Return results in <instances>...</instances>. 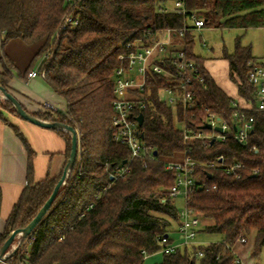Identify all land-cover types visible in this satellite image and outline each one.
Returning a JSON list of instances; mask_svg holds the SVG:
<instances>
[{
  "label": "trees",
  "instance_id": "obj_1",
  "mask_svg": "<svg viewBox=\"0 0 264 264\" xmlns=\"http://www.w3.org/2000/svg\"><path fill=\"white\" fill-rule=\"evenodd\" d=\"M170 0H0V30L5 31L0 46V86L11 92L14 66L4 49L13 40L39 46L33 66L45 75L47 85L63 98L65 111L29 113L41 120L69 125L80 135L81 151L67 184L61 189L52 208L38 225L30 245L32 264H144L146 256L160 252L158 239L170 235L174 223H180L175 203L164 199L176 180V173L166 170V163L178 161L183 155L184 122L194 130L203 129L209 113L229 121L233 135L234 108L229 97L204 67V58L195 52L193 32L184 39L179 32L190 17L206 21L205 28L257 29L264 26V0H186V16L165 12ZM171 9V8H170ZM68 16L78 20L75 27L63 28ZM174 33V43L183 48L205 77L195 85L196 103L185 114L180 106H170L162 99L167 88L178 87L163 75L149 72L145 92L146 108L139 112L144 123L140 138L154 148L157 156L147 166L133 159L131 172L125 178L111 179L110 173L131 160V151L116 141L113 126L115 74L120 57L129 52V43L151 45ZM230 78L238 86L240 99L255 107V88L249 82L251 64L256 62L251 46H244L238 37L233 53L224 52ZM176 59L156 61L166 70L174 71ZM31 66L25 73L27 79ZM19 101V100H18ZM0 120L14 128L24 141L30 159L34 156L23 134L11 118L24 120L9 101L1 100ZM24 108V107H23ZM25 109V108H24ZM8 114V116H6ZM255 119L254 131L246 145L229 138L225 141L196 140L191 143L190 156L197 162L226 164L236 161L245 165L240 180L221 169L197 168V186L188 206L201 219L211 220L202 230L220 235L222 241L209 245L182 247L163 254L158 264H237L233 248L238 239L256 238L252 255L260 258L264 249V112L256 108L247 113ZM70 159L72 138L63 131ZM182 159V158H181ZM80 160V161H79ZM67 164V163H66ZM66 167V166H65ZM254 170L258 171L255 175ZM32 164L29 184L10 216L6 230L0 234V249L13 233L26 228L61 180L46 179L34 184ZM203 252L199 257L198 252Z\"/></svg>",
  "mask_w": 264,
  "mask_h": 264
},
{
  "label": "built area",
  "instance_id": "obj_2",
  "mask_svg": "<svg viewBox=\"0 0 264 264\" xmlns=\"http://www.w3.org/2000/svg\"><path fill=\"white\" fill-rule=\"evenodd\" d=\"M75 2L76 0H69ZM173 8H165V12H176L186 16V0H170ZM190 21V23H189ZM79 24L78 20L68 16L63 28L69 26L75 27ZM206 21L192 16L185 23L184 28L179 32V37L184 39L189 32L201 31L205 28ZM166 38L157 41L151 45H144L141 42L129 43L127 48L129 52L120 57L121 65L117 69L114 82L115 100L113 106L112 123L116 128V141L121 145L127 146L131 151V160L126 164L116 167L111 173V179L118 180L125 178L131 172V162L133 159H140L147 166L148 162L153 160L154 148L146 145L140 138L139 112L146 108V100L144 98L145 87L147 83V75L149 72H154L158 75H163L169 81L178 83V87L167 88L162 94L167 95L165 102L168 105L183 108L185 114L189 112L196 103L197 91L195 85L197 83L204 84L205 77L200 72L195 62L187 57L183 48L174 44V33L171 30L165 32ZM5 31L0 30V46L2 44ZM205 46V44H204ZM172 54L176 59L173 63L175 70H166L161 64H156V61L162 64L167 62V58ZM168 63V62H167ZM45 78L44 74H41ZM38 77V73L33 71L29 73V78ZM249 82L255 88V107L249 105L244 99L233 100L232 106L236 108L233 114L232 122L234 134L231 135V125L228 120L222 118L215 113H209L203 123V129L194 130L189 127L184 117L183 122V137L186 144L182 159L178 161H169L166 163V170L176 173V180L169 192V198L164 199L163 203L170 201L175 203L179 197H184L185 208L180 211V223L177 233L180 236V244L172 239L170 235L162 236L158 239V244L161 246L160 253L170 254L176 252L182 247H192L195 245V240L199 233L201 218L196 216L193 210L188 206L191 193L197 186L195 174L197 168L221 169L226 174L240 180L245 170V165L242 162L236 161L232 164H226L224 156L218 158V162L202 164L195 161L191 156V143L196 140L203 141H225L232 138L238 141L241 145H246L250 136L254 131L255 119L248 117L247 113L252 112L255 108L258 111L264 112V61L254 62L249 70ZM46 109L57 110L56 107L49 101L44 103ZM211 125V130H205L204 126ZM216 128H221L222 133L216 131ZM80 161V160H79ZM258 174L257 170L253 172ZM67 184V183H66ZM33 234L23 242H19L18 246L14 245L12 257L1 264H32L30 261V245ZM237 243L242 245L247 244L245 238L238 239ZM198 256L202 257L203 252H198ZM237 264H243L241 259L237 257ZM254 264H263L260 259H256Z\"/></svg>",
  "mask_w": 264,
  "mask_h": 264
},
{
  "label": "crops",
  "instance_id": "obj_3",
  "mask_svg": "<svg viewBox=\"0 0 264 264\" xmlns=\"http://www.w3.org/2000/svg\"><path fill=\"white\" fill-rule=\"evenodd\" d=\"M257 29L264 31V26ZM229 30L248 32L253 29ZM165 38L166 35L162 39ZM244 46H251L253 49L252 45ZM39 48L37 45H28L21 40H13L6 45L4 52L14 66V78L10 83L11 92L29 113L35 114L51 111L46 109L44 105L46 101L51 102L57 110L65 111L67 109L65 100L47 85L45 79L38 72L39 62L33 66ZM225 51L228 52L226 49L223 50L222 56ZM253 56L257 59L256 62L264 61V58H257L254 54ZM204 60L206 71L218 87L229 97L239 100L238 86L230 78L227 60L223 59L228 66L226 73L227 84L221 82V77L215 73L212 59L204 58ZM31 66L34 67L32 72L36 71L38 77L30 79L28 76L27 79H24L25 73ZM4 71V64L0 61V73ZM11 121L23 134L25 142L29 145L34 156L30 159L29 151L24 141L18 136L14 128L0 120V234L5 232L7 222L15 206L29 184L30 162L32 164L31 176L34 184L46 179L59 178L67 163V143L61 134L55 130L42 128L15 117L11 118ZM175 233L178 239L170 236L176 244H180V236L177 231ZM255 238L256 232L253 231L246 245L237 243L233 248L235 255L241 259L243 264H254L256 260L252 255ZM195 244L199 245L198 242H195Z\"/></svg>",
  "mask_w": 264,
  "mask_h": 264
},
{
  "label": "rangeland",
  "instance_id": "obj_4",
  "mask_svg": "<svg viewBox=\"0 0 264 264\" xmlns=\"http://www.w3.org/2000/svg\"><path fill=\"white\" fill-rule=\"evenodd\" d=\"M169 8H173V4L169 3ZM190 23V21H189ZM194 40H195V52L199 56H203L205 59H212L214 62V71L221 77V82L226 81V73L228 71V66L225 61L222 59L223 50H228L229 53L234 51L236 40L238 37H241L243 45H252L253 54L257 58H264V31L253 29L248 32L240 31V30H229V29H215V28H204L202 31L193 32ZM204 43L206 46H204ZM211 61V62H212ZM162 99L164 101L167 100V95L162 94ZM4 102V99L1 98ZM3 109L0 107V111ZM8 116V114H6ZM9 117V116H8ZM177 128L183 130V123L176 122ZM182 158V157H181ZM180 158V159H181ZM178 159V160H180ZM176 207L179 211L185 208V199L184 197H179L175 201ZM211 220L201 219V224L199 227V233L195 240L199 245H209L213 242L222 241V237L220 235H210L202 230L206 225L210 224ZM178 230V224L174 223L173 227L170 231V235L174 239H178L177 234L174 232ZM19 240L16 241L15 245L18 246ZM240 244V243H239ZM196 245V244H195ZM197 245V246H199ZM246 245V244H245ZM253 251V248H252ZM264 264V249L259 258ZM163 260V254L158 252L150 256H146L144 264H158Z\"/></svg>",
  "mask_w": 264,
  "mask_h": 264
},
{
  "label": "water",
  "instance_id": "obj_5",
  "mask_svg": "<svg viewBox=\"0 0 264 264\" xmlns=\"http://www.w3.org/2000/svg\"><path fill=\"white\" fill-rule=\"evenodd\" d=\"M0 96L2 99L11 102L13 104V106L15 107L17 113L24 120H26V121H28V122L36 125V126L42 127V128L52 129V130H60V131L66 132L72 138V147H71L70 159L66 164V167L63 171V176H62L61 180L58 182V184L56 185L52 196L46 202L44 207L39 211V213L33 219V221L26 228L13 231V233L10 235V237L7 239V241L4 243L3 247L0 249V264H1L3 261H6L12 257L14 252L13 253H11V252L13 250V247H14L16 241L19 240V242L21 243L24 240H26L28 237H30L35 232L36 228L42 222L44 217L47 215L49 210L52 208V206H53L56 198L58 197L61 189L66 185L69 177L71 176V173L73 172V170L76 166V163L78 161V157H79L80 151H81V141H80L79 132L75 128H73L69 125L61 124V123L48 122L45 120H41V119H38V118L30 115L23 108V106L21 105V103L18 101L17 98L14 97L4 87H1V86H0ZM137 120L139 122V125L142 126L144 123V115L140 114ZM204 129L205 130H211L212 127H211V125H206V126H204ZM216 131L222 133L221 128H216ZM154 155L157 156V152H155ZM126 163L127 162L125 161L124 164H126Z\"/></svg>",
  "mask_w": 264,
  "mask_h": 264
}]
</instances>
